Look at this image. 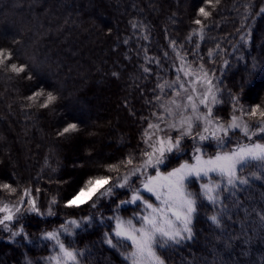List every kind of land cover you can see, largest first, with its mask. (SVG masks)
<instances>
[{
    "label": "trees",
    "instance_id": "16d2710c",
    "mask_svg": "<svg viewBox=\"0 0 264 264\" xmlns=\"http://www.w3.org/2000/svg\"><path fill=\"white\" fill-rule=\"evenodd\" d=\"M201 6L203 0H0V47L13 52L12 62L27 66L19 75L0 70V184L17 188L14 195L0 191V199L17 201L28 188L42 211L53 197L59 202L54 216L20 219L15 227L22 225L26 236L10 240V233L0 229V264H45L51 244L41 239L44 232L97 213L88 204L63 205L88 177L115 179L128 171L106 169L146 147V120L161 111L156 97L161 102L166 97L157 85L176 80L178 61L193 69L202 64L214 74L222 101L214 113L224 122L233 112V95L246 109L264 105V0H220L207 9V19L198 15ZM195 19L203 21V39L193 35L200 28ZM249 31L247 42L242 41ZM41 89L58 97L55 105L41 108L26 99ZM69 123L79 130L58 135ZM241 139L239 132L232 134L233 143ZM183 160L190 161V155L171 159L162 170ZM251 172L257 169L247 168L243 175ZM190 188L199 192L198 183ZM127 196L118 193L100 209L113 214ZM225 205L217 228L206 217L218 209L205 201L194 221L195 239L164 252L166 264H264V176L250 180ZM138 206L120 214L131 216ZM111 231L110 222L94 219L61 239L84 252L81 264H125L103 243Z\"/></svg>",
    "mask_w": 264,
    "mask_h": 264
},
{
    "label": "snow or ice",
    "instance_id": "6c2138e0",
    "mask_svg": "<svg viewBox=\"0 0 264 264\" xmlns=\"http://www.w3.org/2000/svg\"><path fill=\"white\" fill-rule=\"evenodd\" d=\"M219 2L203 0L204 6L199 7L198 15L207 19L211 15L207 9L214 8ZM260 12L264 13V8ZM193 23L200 26L198 32L193 30V35L203 39V21L195 19ZM250 35L249 31L246 36H241V40L247 42ZM211 55L212 52H209ZM13 58L11 50L0 47V70L7 69L17 75L26 73L27 66L12 62ZM181 63L177 71L183 73L187 80L178 75L168 85L173 87L175 98L167 103L161 102L160 96L156 97L161 111L152 113L154 120H146L147 126L142 132V143L146 147L141 153L129 154L118 164L108 165L106 169L110 173H119L121 168L128 171L117 175L115 179L110 175L88 177L63 205L68 209L81 208L85 204L96 208L98 201L112 196L115 189L129 187L134 182L132 177L140 179V185L132 190L130 199L120 201L117 207L139 202L142 212L128 219L118 215L109 217L115 221L114 228L104 234L103 243L117 251L125 264H166L164 252L182 247L195 239L194 221L200 216L205 201L218 209L217 214L206 219L220 228L224 213L227 212L225 200L236 197L250 184V180H259L264 176V105L256 104L246 109L239 106V96L233 95V112L224 122L214 113L216 106L222 103L218 97L219 89L213 83L214 74L205 71L202 64L193 69L183 59ZM143 70L151 71L149 68ZM25 78L32 79L30 75ZM165 86L157 85L161 90ZM181 92L186 95L178 99ZM26 99L33 104L39 102L41 108H49L55 105L58 97L53 92L45 95L41 89ZM250 120L255 121V124H250ZM78 130L76 123H69L58 135L65 136ZM237 131L244 140H236L234 146L230 147L233 145L232 134ZM186 140H191L193 145L190 154L185 151ZM206 142H214V145ZM213 146L215 154L209 155L207 149ZM185 155H190L191 162L183 160L170 170H162L168 169L171 159L179 161ZM250 167H255L260 175L257 172L243 175L244 170ZM197 183L198 193L190 188ZM0 191L14 195L17 188L3 183L0 184ZM142 192L154 197L155 203L146 199ZM222 193L227 195L222 196ZM58 203L53 197L47 209L42 211L32 190L25 188L21 190L17 203L0 201V229L10 233V240L26 236L22 225L15 227L19 225L21 209L27 207L28 212L37 216H54L53 206ZM93 220L91 215L80 220L71 219L61 224L59 229L44 232L41 239L52 242L55 249V254L47 258L48 264H81L80 258L84 252L73 248L71 242L65 243L61 236H72L82 224L91 226Z\"/></svg>",
    "mask_w": 264,
    "mask_h": 264
},
{
    "label": "rangeland",
    "instance_id": "374dc122",
    "mask_svg": "<svg viewBox=\"0 0 264 264\" xmlns=\"http://www.w3.org/2000/svg\"><path fill=\"white\" fill-rule=\"evenodd\" d=\"M182 66V63H181V61H178L177 62V64H176V66H175V73H176V76H180L182 79H184L185 81L187 80V78H185V77H183V73H180V72H178L177 71V69L178 68H180ZM213 79V83L216 85V87H217V79L216 78H212ZM172 84V82L171 83H168V84H166V86H165V100L163 101L164 103H167V101L168 100H170V99H172V98H175V92H174V90H173V87H168V85H171ZM186 95V93H183V92H181V96L178 98V99H183V97ZM202 111H203V109H201ZM116 115V114H115ZM116 124L113 122L112 124H111V127L112 128H114V129H116ZM237 132H239V131H237ZM172 135L173 136H175L176 135V133L175 132H173L172 133ZM255 139V138H254ZM242 140V139H241ZM206 143H211V144H213L214 145V142H206ZM186 144L188 145V146H186ZM184 146H185V151L187 152L188 151V149L190 148V151H192V147H193V145H192V142H191V140H186L185 142H184ZM231 146H234V143H233V145H231ZM230 146V147H231ZM214 147V146H213ZM215 150V149H214ZM207 152H210V148H208L207 149ZM213 154H215V152L214 153H212V154H209V155H213ZM189 162H191V160L189 161ZM163 169V168H162ZM151 169H149V173H151ZM141 179H143V177H141ZM132 181H134L133 183H131L130 184V186L129 187H126V188H123V189H115L114 190V194L112 195V196H110V197H106V198H101L99 201H98V203H97V207L96 208H94L95 210H96V212L97 213H94V214H91V216H93L94 217V219H97L99 222H101V223H105V224H107V223H109L110 222V224H111V226H112V230H113V228H114V224H115V221L114 220H110V219H108L109 217H113V216H115V215H118V216H120V217H122V218H124V219H128V218H130V217H133L134 216V214H136V213H141L142 212V205H140L139 204V202H137V204H128V205H122V206H120L119 208L117 207V208H115V211L113 212V214H107V213H104V209H100L101 207H103V205H104V203L105 202H108V201H110L113 197H116L117 196V194L118 193H120V194H122L123 195V193L124 192H126L127 194H128V196L126 197V198H122V200H128V199H130V197H131V194H132V190L133 189H135L136 187H138L139 185H140V182H141V180L140 179H137L136 177H132ZM146 199H149L151 202H153V203H155V199H154V197H151L150 196V194H148V193H145V192H142L141 193ZM33 195V194H32ZM34 196V195H33ZM34 197H36V196H34ZM37 198V197H36ZM94 199H95V197H94ZM121 200V201H122ZM0 201H3V202H7V203H9V204H15V203H17L18 202V200L17 201H9V200H6V199H0ZM37 204H38V199H37ZM119 205V204H118ZM139 205V206H138ZM139 207L138 208V210L136 211V212H134V213H132V215L131 216H122L121 214H120V209H125V208H128V207ZM28 214H35V213H30V212H28V210H27V207H24V208H22L21 209V218H23V217H25L26 215H28ZM105 214V215H104ZM41 217H43V216H41ZM44 217H51V216H47V215H45ZM68 220H71V219H67L66 221H68ZM65 221V222H66ZM84 224H82V226H83ZM81 226V227H82ZM10 227H11V225H10ZM7 232V231H6ZM50 250H51V253L45 258V264H48V261H47V258L49 257V256H51V255H54L55 254V249L53 248V244H52V242H50Z\"/></svg>",
    "mask_w": 264,
    "mask_h": 264
}]
</instances>
